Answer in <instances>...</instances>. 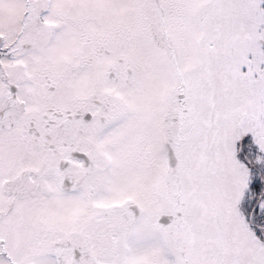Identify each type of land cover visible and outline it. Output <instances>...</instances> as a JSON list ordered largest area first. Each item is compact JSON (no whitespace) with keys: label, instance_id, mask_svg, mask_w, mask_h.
<instances>
[{"label":"snow or ice","instance_id":"snow-or-ice-1","mask_svg":"<svg viewBox=\"0 0 264 264\" xmlns=\"http://www.w3.org/2000/svg\"><path fill=\"white\" fill-rule=\"evenodd\" d=\"M0 264H264V0H0Z\"/></svg>","mask_w":264,"mask_h":264}]
</instances>
